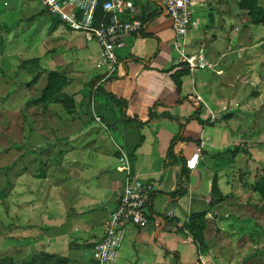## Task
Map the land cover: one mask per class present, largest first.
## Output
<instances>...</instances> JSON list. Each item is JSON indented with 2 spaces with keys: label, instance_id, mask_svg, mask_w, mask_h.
<instances>
[{
  "label": "crops",
  "instance_id": "1",
  "mask_svg": "<svg viewBox=\"0 0 264 264\" xmlns=\"http://www.w3.org/2000/svg\"><path fill=\"white\" fill-rule=\"evenodd\" d=\"M131 1L124 16L143 17L144 22L139 32L123 36L116 73L99 80L97 95L77 104L72 94L73 108L60 107L57 116L48 112L46 119L41 115L38 127L35 121L25 122V145H29L25 164L34 167V172L25 171L26 183L31 182L39 197L25 204L22 239L14 253H90L115 206L125 166L153 183L146 204L149 221L121 229L111 260L100 263L90 253V263L77 264H219L213 254L222 251L225 238L244 236L251 242L248 224L257 221L256 199L264 198L253 189L258 178L254 159L247 158L245 149H237L244 140L238 138L242 132L227 123L231 116L245 115L248 108L260 105L264 97V38L261 42L255 36V31L264 34V25L251 22L238 0H193L195 21L183 43L176 44L160 0ZM261 1L257 3L264 6ZM58 23L51 32H56ZM62 24L63 32H68ZM49 25L50 21L46 35ZM70 31L83 42L72 40L67 46L92 48L95 61L89 75H103V66H96L98 46ZM181 48L204 64L189 66ZM261 76L262 86L255 87ZM62 91L75 92L64 86ZM104 91L123 98L124 113L142 121L143 138L135 148L123 144L119 109L112 102H101ZM52 105L58 104L47 107ZM226 108L232 110L228 118L217 112ZM194 112L197 117L185 119ZM163 113L173 119L160 116ZM37 134L40 142L34 146ZM231 141L236 143L235 152L227 143ZM195 150L200 154L197 163L182 173L181 159ZM216 191L220 198L213 200ZM201 210L202 248L186 226L190 215ZM260 225L264 232V222ZM13 235L15 242L18 234Z\"/></svg>",
  "mask_w": 264,
  "mask_h": 264
},
{
  "label": "rangeland",
  "instance_id": "2",
  "mask_svg": "<svg viewBox=\"0 0 264 264\" xmlns=\"http://www.w3.org/2000/svg\"><path fill=\"white\" fill-rule=\"evenodd\" d=\"M261 2L264 4V1ZM51 15L35 0H0V258L9 256L15 261L24 260L34 253L18 251L14 253V248L20 241L17 240L22 239L20 227L24 223L25 204L29 202V198L39 197L37 191L36 194L33 192L34 186L31 182V185L26 183V172H34V167L29 166V163L25 164L27 153L25 148H29V145H25L27 143L25 129L28 127L25 122L35 121L38 127L41 115L44 119L49 116L48 112L52 116H57V111L61 107L57 103L58 105L48 108V103L56 102L49 99L39 101L35 98L42 85L41 80L45 82L48 70L58 71L57 73L66 79V84L63 85L65 90L75 91L70 94H75V100L79 104L85 100L81 88L85 86L95 61L92 48L81 47L71 50L67 46L72 40L81 43L83 40L75 37V32L70 30L63 32L64 26L60 20L56 32H51L48 27L46 35L45 27L51 20ZM255 34L257 39L263 42L264 34L259 35L260 31H255ZM31 57H36L37 61H28L20 65L21 59ZM36 72L37 79L28 83ZM262 82L261 76V81L257 82L255 87L262 86ZM261 99L260 105L248 108L245 115L231 116L227 123L232 129L239 126L242 133L238 138L244 140L241 144L237 143V149L241 151L245 149L244 153L246 151L248 153L247 158L254 159L255 178L264 171V97ZM227 110L230 109L217 112L222 115ZM230 112L232 113V110ZM231 113L224 118L230 117ZM38 131L36 132L39 133ZM255 131L256 134H252ZM31 133L33 137L35 132ZM38 135L36 140L32 141L34 146L40 142ZM227 143L231 146L236 144L232 141ZM36 149L38 150L37 146L32 150ZM25 184L28 185V191ZM254 208L257 221L248 224L250 244L244 236H231L229 241L225 238V245L220 244L224 245L222 251L213 254L219 264H264V232L260 225L264 222V200L262 201L260 197L256 199ZM35 212L36 215L41 213L40 209ZM13 232L18 234L15 242ZM229 243L234 247H228ZM238 247L239 251H236ZM68 256L73 264H77L78 260L82 263H90L91 260L89 252L69 253Z\"/></svg>",
  "mask_w": 264,
  "mask_h": 264
},
{
  "label": "built area",
  "instance_id": "3",
  "mask_svg": "<svg viewBox=\"0 0 264 264\" xmlns=\"http://www.w3.org/2000/svg\"><path fill=\"white\" fill-rule=\"evenodd\" d=\"M40 5L56 16L70 30L80 32L88 42L98 46L96 66H103V76L116 73L119 66L118 50L123 46V36L137 33L142 27V20L137 17H125L124 12L132 8L131 0H38ZM162 13L171 21L173 40L183 43L188 27L194 23L195 13L193 0H160ZM102 9V14H95L94 6ZM96 7V8H97ZM182 58L189 66H202V60H193L180 49ZM200 157L199 151H193L184 160L186 168L195 166ZM121 160L126 162L122 155ZM153 183L142 179L125 166L124 179L115 206L108 215L104 232L93 242L90 248L91 257L98 262L112 259L114 239L126 224L145 226L149 217L146 204L149 200Z\"/></svg>",
  "mask_w": 264,
  "mask_h": 264
},
{
  "label": "trees",
  "instance_id": "4",
  "mask_svg": "<svg viewBox=\"0 0 264 264\" xmlns=\"http://www.w3.org/2000/svg\"><path fill=\"white\" fill-rule=\"evenodd\" d=\"M237 4L241 8H246L247 13L250 17V21L253 23H260L264 25V6L257 3V0H238ZM96 15L100 16L102 14V9L98 6L96 8ZM147 17L149 15L147 14ZM142 22H144L143 17H139ZM59 22V19L51 15L50 20V28H53L56 23ZM28 61L36 62V57H31L27 59H21L20 65H24V63ZM38 77V73H34L33 76L30 78L28 83L34 82ZM103 77L101 74H94L91 75L88 80L86 81L85 86H82V92L85 95L84 101H89L92 98H94L98 90L100 89L99 80ZM66 83V79L63 75L58 74L55 70H48L45 76V83L43 87L40 88L39 93L35 97L39 101H45L49 99L52 102L59 103L60 106L65 109L69 110L74 107V98L72 94H68L64 91H62V86ZM178 86V83H177ZM101 102L103 104L107 102H112L114 105H116L119 109L120 116H121V122L122 127L124 131L123 136V144L130 148H135L138 146L142 141V134L139 132V127L142 123L140 119H137L134 116L126 115L124 113V99L113 94L110 92L104 91L102 96L99 97ZM231 110H227L223 112L222 116L225 117L229 115ZM151 114H149L148 117H150ZM160 116L167 117L169 119H173L171 116H169L167 113H163ZM191 117H197V113L194 112L192 116L186 117L185 119H189ZM232 151H237L236 146L232 148ZM244 151V150H243ZM181 159V158H180ZM182 161V173H185L186 167L184 165V160ZM214 183V182H213ZM213 185V184H212ZM215 188L211 187V190L213 191ZM253 189L264 198V171L258 176V178L253 182ZM213 198V200H217L220 198L219 192L216 191V195ZM203 210L200 212H194L190 215V220L186 224L188 230L191 232L193 241L202 248L204 246V242L202 239V227H203ZM0 264H73L72 260L67 256L55 252H48L44 250H40L37 252H34L31 254L28 258L21 260V261H15L9 256H3L0 258Z\"/></svg>",
  "mask_w": 264,
  "mask_h": 264
}]
</instances>
